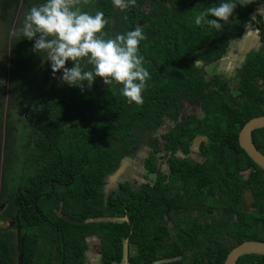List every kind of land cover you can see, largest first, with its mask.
Returning <instances> with one entry per match:
<instances>
[{"label":"trees","instance_id":"trees-1","mask_svg":"<svg viewBox=\"0 0 264 264\" xmlns=\"http://www.w3.org/2000/svg\"><path fill=\"white\" fill-rule=\"evenodd\" d=\"M40 2L21 0L10 41L8 111L16 112L20 93L31 94L20 112L23 138L16 133L20 113L0 123V203L7 202L0 217L18 215L22 264H43L45 242L68 247L73 230L80 234L91 223L85 218L104 214L127 215L109 219L106 237L112 248L121 244L116 236L127 237L136 252L133 263L163 255L178 264H223L238 243L264 241V169L238 142L243 124L264 115V23L256 30L260 49L236 71L235 89L217 73L205 77L209 71L203 69L240 48L233 37L244 35V20L255 19L252 4L258 0H237L220 30L194 24L195 15L219 0H136L126 11L112 0H78L82 10L104 13L109 36L142 26L146 38L138 47L151 79L140 105L127 103L120 85H105L99 77L83 92L62 84L59 72L52 77L33 41L18 31L28 9ZM193 105L198 108L190 114ZM252 139L264 153V127L254 129ZM143 146V180L105 191L106 178ZM193 146L200 160L188 156ZM158 151L171 154L159 156H166L169 170L157 172L163 164L156 162ZM128 169L127 163L123 171ZM243 189L253 195L248 210L241 207ZM15 255L0 228V264H16ZM236 264H264V254H243Z\"/></svg>","mask_w":264,"mask_h":264},{"label":"clouds","instance_id":"clouds-1","mask_svg":"<svg viewBox=\"0 0 264 264\" xmlns=\"http://www.w3.org/2000/svg\"><path fill=\"white\" fill-rule=\"evenodd\" d=\"M135 4L136 0H112L113 7L121 11ZM237 4V0H219L195 15L194 24L220 30ZM107 23L102 11L93 14L82 10L78 0H42L28 9L18 31L24 39L33 41L32 50L48 62L52 77L60 73L62 84L83 92L99 77L105 85H120L119 93L127 103L143 104L142 93L151 79L138 47L146 38L143 28L137 24L109 36ZM246 192L250 195L249 190Z\"/></svg>","mask_w":264,"mask_h":264},{"label":"flooded vegetation","instance_id":"flooded-vegetation-1","mask_svg":"<svg viewBox=\"0 0 264 264\" xmlns=\"http://www.w3.org/2000/svg\"><path fill=\"white\" fill-rule=\"evenodd\" d=\"M251 3V1H250ZM251 13L255 14V19H246L240 24V29L242 30L243 34L241 38H235L233 37L235 41L238 42L241 52L236 51L237 56L240 58H243L240 63H235V81L231 82L229 78L222 77L219 73H216L220 75L222 79H226L228 85L230 88L235 89V87L238 84V75L236 71L242 67L245 60L251 56L249 53L258 51L257 49H251L249 52H245L244 50L248 45H250V42H248V34H246L247 31H258L260 24L264 23V0H258V2L252 4V11ZM257 33V32H256ZM258 36V33H257ZM237 39H240L239 41ZM231 41V40H230ZM257 43H259L260 47V39L259 36L257 38ZM256 46V43L253 45ZM233 54H230L231 56ZM224 57V56H223ZM223 59V58H222ZM221 59V60H222ZM220 60V61H221ZM220 61L215 62L216 64H219ZM238 62V60H236ZM212 63V62H211ZM215 63H213L215 65ZM208 65L205 64L203 69L208 70ZM211 66V65H210ZM209 74L205 75V77H209ZM229 77V76H228ZM194 106V105H193ZM189 106L187 109L190 112V114L193 113L198 106ZM196 107V108H195ZM168 122V121H167ZM239 135V133H238ZM252 138V133H251ZM253 141V139H252ZM143 146L142 149L137 150L136 159H132L131 157L125 159L128 163V170L125 173V170L121 171L118 177H120L119 182H123L125 180L134 181V180H143V176L147 174L146 169L144 168V161L147 156V150ZM162 154L171 155L169 152L165 151H158L155 153V159L156 162L159 164L158 161H165L166 162V156H161ZM190 154V153H189ZM188 154V156H189ZM184 155V154H183ZM186 155V154H185ZM190 157V156H189ZM163 162V164H165ZM142 164V165H141ZM157 172L160 170H169L168 163L166 166H162L159 164L157 168ZM249 170V169H247ZM243 172V171H242ZM113 176V175H112ZM118 177H113L111 180V176L109 178H106V184L104 185V190L108 191L111 184L115 182V179ZM249 189H243L242 195H241V207L243 208V199L245 200L244 193ZM250 195L253 198V195L250 193ZM6 201L4 203H0V211H3L6 209ZM34 205H36V199L34 201ZM53 210L57 213V215H60V210H56L55 207H53ZM84 214L83 212L80 213V215ZM65 215V214H63ZM124 217H116V219H127V215L123 214ZM79 216V215H78ZM75 217V215H74ZM113 216H107V215H101V216H92L89 218H85L84 222H91L90 224H84V228L82 232L75 233L73 230V234L71 235V243L70 246L66 247L62 244L61 249H56L54 245H56V240L49 239V242H45L46 245V251L44 254H42V262L43 264H178L174 260H176V257H169V256H163V255H156L154 258L146 259L144 256L141 260V262L133 263L136 256V252L132 249V246L128 243V238H122V236L119 234L116 236L117 241L120 239L121 244L117 247L116 245L112 248L110 242L108 241L109 235L106 237L107 232V224L109 219ZM65 218H71L66 215ZM63 220V218H61ZM53 221V220H52ZM75 220H73L74 222ZM83 222V223H84ZM2 223H6V226H3ZM74 224V223H73ZM89 226V227H86ZM0 228H5L6 232L8 233L10 239L13 242V245L16 249V255L15 260L16 264H18V255L19 252H22L23 255V244H24V235L21 233V225L18 220L17 213L13 215L3 216L0 217ZM74 228V226H73ZM109 228V227H108ZM19 229V232H18ZM110 246V249H108ZM112 248V249H111ZM132 256V257H131ZM38 259V257H34L33 262H35ZM132 260V261H131ZM21 264H22V257H21ZM33 264V263H30ZM183 264V263H179Z\"/></svg>","mask_w":264,"mask_h":264},{"label":"water","instance_id":"water-1","mask_svg":"<svg viewBox=\"0 0 264 264\" xmlns=\"http://www.w3.org/2000/svg\"><path fill=\"white\" fill-rule=\"evenodd\" d=\"M264 127V115H258L248 119L242 126L238 135V142L241 148L247 153V155L254 161L259 167L264 169V153L261 152L253 143L251 133L254 129ZM127 161L122 162V166L115 171L113 175L116 177L118 173L123 170ZM245 200L243 199V209L246 210L247 206L251 204L252 196L245 192ZM6 226V223H2ZM19 232V229H18ZM264 254V241L256 239L244 240L235 245L227 254L223 264H236L237 259L243 254ZM22 252L18 255V264H21Z\"/></svg>","mask_w":264,"mask_h":264},{"label":"crops","instance_id":"crops-1","mask_svg":"<svg viewBox=\"0 0 264 264\" xmlns=\"http://www.w3.org/2000/svg\"><path fill=\"white\" fill-rule=\"evenodd\" d=\"M21 0L16 4L15 0H0V97L3 102L0 103V123L4 121L8 114L9 104L8 98V65H9V50L10 41L13 34V29L20 13ZM16 112L19 114L22 111L21 106L16 107ZM12 111L11 115H16Z\"/></svg>","mask_w":264,"mask_h":264},{"label":"rangeland","instance_id":"rangeland-1","mask_svg":"<svg viewBox=\"0 0 264 264\" xmlns=\"http://www.w3.org/2000/svg\"><path fill=\"white\" fill-rule=\"evenodd\" d=\"M246 34L249 35V36H247L248 37L247 40H248V42H250V45H248L244 51L249 52L251 49L259 50L260 47H259V43H257V38H258L257 33L255 31H250V32L247 31ZM232 41L233 40H231V42ZM255 43H256V46H253ZM234 49H235V51L232 53L233 55L229 56L230 54H228V55L225 54L223 59L220 61L219 64H216V63H215V65L211 64V66L207 70V71H209V74H214L217 71V73H219L223 78L227 77L230 79L231 82L235 81L236 77H234L235 76V66L234 65H235V63H240L243 58H240L239 56H237V54H234V53H236V51L241 52V49L237 48V46H234ZM236 60H238V62H236ZM29 99H31V94L29 92L20 93V96L18 97V99L16 101V105L18 104V106L23 107L28 102ZM7 117H11L10 111H8ZM23 121L24 120H22L21 113H20L19 116H17V128H16L17 129L16 133L18 134V137L20 139L23 138V134L25 131V129H24L25 127L23 128V126H22L24 124ZM197 141L198 140H196V142ZM194 150H195V146L192 147V152H190V154H189L190 158L200 160V158L198 156H196V154L194 153ZM166 165H167V163L162 164V166H166ZM242 173H243V176H246L247 171H245V172L243 171ZM118 176H119V174L116 177H118ZM113 177L114 176H111V178H113ZM119 180H120V177L115 179V182L112 183L111 185H116L119 182ZM104 215L110 216L108 214H104ZM118 216L124 217L123 214L118 215ZM118 216L115 215L113 217L116 218ZM108 227H107V229H108ZM137 259H138V257H137Z\"/></svg>","mask_w":264,"mask_h":264}]
</instances>
